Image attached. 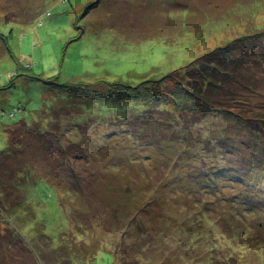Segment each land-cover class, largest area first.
Masks as SVG:
<instances>
[{
    "label": "rangeland",
    "instance_id": "rangeland-1",
    "mask_svg": "<svg viewBox=\"0 0 264 264\" xmlns=\"http://www.w3.org/2000/svg\"><path fill=\"white\" fill-rule=\"evenodd\" d=\"M0 36V264H264V0H0ZM239 37L243 123L109 98Z\"/></svg>",
    "mask_w": 264,
    "mask_h": 264
},
{
    "label": "trees",
    "instance_id": "trees-1",
    "mask_svg": "<svg viewBox=\"0 0 264 264\" xmlns=\"http://www.w3.org/2000/svg\"><path fill=\"white\" fill-rule=\"evenodd\" d=\"M98 3H100V1H98ZM97 4L89 6L87 10L90 8L92 9ZM5 16L6 18H12L7 15ZM261 31H263V29ZM3 37L4 36H0V40H2L3 43L5 41L6 43L7 40ZM238 41H240V37L230 42L226 47H219L212 50L208 52V54L197 58V60L186 64L185 67L175 69V71L165 74L160 79L152 78L143 80L137 86H127L120 82L114 84L107 83L109 98L123 102L129 101L128 103L131 105L130 107L137 110L141 109L142 111L136 114V118L141 119L142 121L145 119L152 121L151 117L154 119V113L160 112L164 115L165 113L168 115V122H183L187 126L188 122H198L201 117H204L207 113H211V111L218 113L219 111L224 110V113H228L232 115L233 119H236L237 124L243 123V116L245 113L243 105L245 102L243 103L241 101L238 94V87L235 85L236 79H238L237 74L235 73V75L232 76L229 74V69L245 68L246 65L241 59L242 54L245 57L248 53L253 51L252 48L246 47L238 49L239 52H237L233 45ZM240 73H243V71ZM19 76H23L22 72L16 71V76H14L15 79H13L16 80ZM230 83H232V87L229 86ZM82 92L85 93L84 91ZM223 103L226 107H223ZM169 105L173 108L171 112L168 110ZM59 107V105H56L52 106L50 110L47 108L41 109L34 114V117H36V120L34 119V121L38 122L41 118L45 119L48 117L47 122H50L49 120L53 117V110L58 112L59 110L56 108ZM168 112L171 114L169 115ZM39 117L40 119H38ZM124 117L121 116L117 119H122ZM169 118L174 120V122L169 121ZM79 120L80 119H75L73 123H79ZM100 120L102 119L98 116L97 121ZM249 124V129H254L253 125L251 123ZM256 125L260 129L259 122H256ZM23 126L25 127L27 125L24 123H18L7 127L8 146L5 151L0 152V160L4 159V157L6 158L14 155L13 151L17 150L22 144V133L20 131L24 128ZM54 131V129H50L47 132L55 133ZM170 131L174 133L172 130ZM29 176L31 175L27 174L24 183L20 184L21 187H17L18 190L23 188L26 190L24 191L23 197H25L26 192L28 191V187L25 185L32 186L38 182H45L46 186L52 185L55 189L56 187H59L58 185L48 183L47 180L51 179L48 175L45 178L35 177L36 180H33L32 183H30ZM79 177L80 176L77 178ZM37 179L41 181H38ZM30 193L31 192H29L26 197H29Z\"/></svg>",
    "mask_w": 264,
    "mask_h": 264
}]
</instances>
